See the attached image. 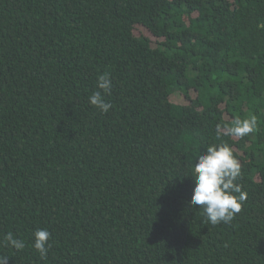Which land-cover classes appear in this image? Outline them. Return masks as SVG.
<instances>
[{
    "label": "trees",
    "instance_id": "trees-1",
    "mask_svg": "<svg viewBox=\"0 0 264 264\" xmlns=\"http://www.w3.org/2000/svg\"><path fill=\"white\" fill-rule=\"evenodd\" d=\"M105 72L107 113L89 102ZM251 115L254 133L217 136ZM222 142L248 196L211 225L191 172ZM0 255L264 264V0H0Z\"/></svg>",
    "mask_w": 264,
    "mask_h": 264
},
{
    "label": "clouds",
    "instance_id": "clouds-1",
    "mask_svg": "<svg viewBox=\"0 0 264 264\" xmlns=\"http://www.w3.org/2000/svg\"><path fill=\"white\" fill-rule=\"evenodd\" d=\"M113 84L109 73L98 76L97 89L89 96V102L103 113H107L112 104L105 99L112 92ZM257 127V117L251 115L243 119L236 118L232 126L224 130L223 125L217 124L218 137L229 135L245 137L254 133ZM191 175L195 179V187L190 205L200 206L208 224L218 225L231 223L241 212L247 200L248 193L238 181L242 177V166L233 148L226 142L210 144L195 159ZM51 232L46 228H37L34 232L33 247L39 252L41 259H46L51 248ZM6 246L16 250L25 248L22 239L12 232L3 236ZM8 256L0 255V264H8Z\"/></svg>",
    "mask_w": 264,
    "mask_h": 264
}]
</instances>
